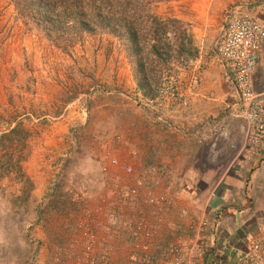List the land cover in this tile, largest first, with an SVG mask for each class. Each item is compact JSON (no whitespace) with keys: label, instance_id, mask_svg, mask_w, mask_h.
Masks as SVG:
<instances>
[{"label":"crops","instance_id":"obj_1","mask_svg":"<svg viewBox=\"0 0 264 264\" xmlns=\"http://www.w3.org/2000/svg\"><path fill=\"white\" fill-rule=\"evenodd\" d=\"M236 1L226 22L233 10L264 21V0ZM216 45L191 61L178 76L176 94L161 100L145 98L120 59L118 89H129L145 105L117 108L110 144L114 158L133 169L129 187L144 184L137 199L127 197L129 187H115L117 197L109 189L87 221L100 264H239L263 242L264 133L246 134L232 68ZM100 66L114 71L117 63L107 58ZM253 79L264 100V57ZM147 195L157 202H147ZM139 221L146 228L134 239L130 224ZM87 242L82 234L39 233L32 264H85Z\"/></svg>","mask_w":264,"mask_h":264},{"label":"rangeland","instance_id":"obj_2","mask_svg":"<svg viewBox=\"0 0 264 264\" xmlns=\"http://www.w3.org/2000/svg\"><path fill=\"white\" fill-rule=\"evenodd\" d=\"M150 1L157 15L176 18L193 37L200 35L199 55L213 52L231 8L240 3ZM107 58L116 60L114 71L101 70ZM120 59L135 83L114 36L85 34L64 52L26 25L11 0H0V138L18 130L11 140L0 139V264H32L39 233L84 235L102 195L111 189L117 197L115 186L129 187L131 176L111 164L112 127L119 106L145 104L129 89H118ZM188 66L174 64L162 92L175 95L178 76ZM117 175L121 185H115ZM56 182L58 193L52 190Z\"/></svg>","mask_w":264,"mask_h":264},{"label":"trees","instance_id":"obj_3","mask_svg":"<svg viewBox=\"0 0 264 264\" xmlns=\"http://www.w3.org/2000/svg\"><path fill=\"white\" fill-rule=\"evenodd\" d=\"M11 2L26 25L34 26L64 52H69L85 34L106 33L117 38L127 53L138 91L150 100L160 97L164 79L170 76L174 64L185 66L199 57L188 26L176 18L157 15L150 0ZM17 132L14 129L0 139L11 140ZM52 190L58 193V182Z\"/></svg>","mask_w":264,"mask_h":264},{"label":"built area","instance_id":"obj_4","mask_svg":"<svg viewBox=\"0 0 264 264\" xmlns=\"http://www.w3.org/2000/svg\"><path fill=\"white\" fill-rule=\"evenodd\" d=\"M232 13V12H231ZM217 53L221 59L226 61L232 68L233 81L238 89L241 103L244 105L242 119L245 122V132L248 135L253 133H264V100L257 95L254 88L253 75L257 69L258 63L264 57V21L255 18L249 12L236 13L227 20L226 25L216 45ZM198 83V77H192V84ZM162 95H169L168 92H162ZM161 106V105H160ZM115 167L121 168L124 175H133V169L128 166H121L116 159L111 161ZM106 175L109 170L103 169ZM115 185H121L120 177L116 176ZM143 182L138 181L133 187L128 188L127 197L137 199L140 196V190ZM116 188L119 186H115ZM125 196V198H127ZM147 202L156 203L157 199L152 195H147ZM87 222L83 225L84 236L88 239L85 244L87 254L85 264H100L94 256L95 234L87 229ZM146 225L143 221L136 224H130L131 236L138 239L145 231ZM143 247L141 251H146ZM177 257L180 254L178 248L172 250ZM130 264H143V261H132ZM239 264H264V240L255 244L250 251L240 260Z\"/></svg>","mask_w":264,"mask_h":264}]
</instances>
